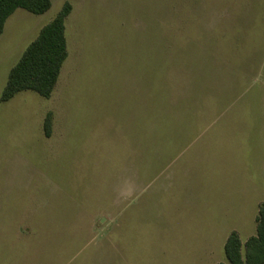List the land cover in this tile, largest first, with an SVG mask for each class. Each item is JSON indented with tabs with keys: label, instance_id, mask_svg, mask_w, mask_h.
Here are the masks:
<instances>
[{
	"label": "rangeland",
	"instance_id": "374dc122",
	"mask_svg": "<svg viewBox=\"0 0 264 264\" xmlns=\"http://www.w3.org/2000/svg\"><path fill=\"white\" fill-rule=\"evenodd\" d=\"M66 2L51 97L1 101ZM262 203L264 0H52L7 19L0 264H218Z\"/></svg>",
	"mask_w": 264,
	"mask_h": 264
},
{
	"label": "trees",
	"instance_id": "16d2710c",
	"mask_svg": "<svg viewBox=\"0 0 264 264\" xmlns=\"http://www.w3.org/2000/svg\"><path fill=\"white\" fill-rule=\"evenodd\" d=\"M52 0H0V35L7 19L22 8L34 14L47 12ZM72 5L66 2L61 11L45 26L28 45L19 61L12 67L1 101L12 99L17 93L33 90L50 98L61 74L69 51L66 37V19ZM47 137L52 133L51 114L44 122ZM257 232L243 243L237 231H233L225 243L226 262L219 264H264V203L260 205L256 218Z\"/></svg>",
	"mask_w": 264,
	"mask_h": 264
},
{
	"label": "crops",
	"instance_id": "0c3cea01",
	"mask_svg": "<svg viewBox=\"0 0 264 264\" xmlns=\"http://www.w3.org/2000/svg\"><path fill=\"white\" fill-rule=\"evenodd\" d=\"M219 264V263H218Z\"/></svg>",
	"mask_w": 264,
	"mask_h": 264
}]
</instances>
